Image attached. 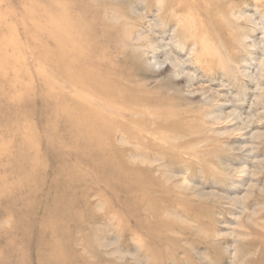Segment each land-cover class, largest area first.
Wrapping results in <instances>:
<instances>
[{"label":"rangeland","instance_id":"obj_1","mask_svg":"<svg viewBox=\"0 0 264 264\" xmlns=\"http://www.w3.org/2000/svg\"><path fill=\"white\" fill-rule=\"evenodd\" d=\"M0 264H264V0H0Z\"/></svg>","mask_w":264,"mask_h":264},{"label":"bare ground","instance_id":"obj_2","mask_svg":"<svg viewBox=\"0 0 264 264\" xmlns=\"http://www.w3.org/2000/svg\"><path fill=\"white\" fill-rule=\"evenodd\" d=\"M67 38H68L67 35L66 36L62 35L61 39L58 41L59 45H61L63 47L62 48L63 52L59 53V56H57L56 60L62 61V62H65V60H66V62L68 61V64H70V66H69L66 63L67 66L71 67V68L68 67L69 70H66L67 72H70V74L68 75L69 77L67 79V81L70 84L80 86V85L87 83V81H85V80L89 81L88 83L90 84V90L92 91V93L97 92L99 94V95H97V96H99V99H98L96 104H97V106L98 105L101 106L100 102L103 101V98L105 97V95L108 91V88L111 86V84H114L115 82L112 83L111 81L109 82L108 80L105 81L100 72H96V74H93L89 69H86L83 65H81V63H80L81 61L79 63H76L77 61H74L73 59L67 60L66 57L62 58V55H65V52H67V49L65 48V44H64V43H66L65 41H67ZM80 46H82V45H80ZM55 48H57V47H55ZM87 50L84 49L83 47H81L80 49H77V51L79 53H83V52L86 53L89 51V50L88 51ZM68 51H69L68 52L69 54H72L74 49L69 47ZM54 55H55V53H54ZM61 73H63V71H61ZM65 74H66V72H65ZM63 76H64V74H63ZM84 88H85V86H84ZM75 103L73 102L74 105H75ZM68 108H69L68 105H66L67 111L71 112L70 109H68ZM65 115H66V113H65ZM66 120H70L69 123L75 129L73 137L70 139V144L71 145L75 144V146H79L82 150H85L88 153L95 156L97 161L105 163L104 158L108 157L107 152H106L107 146L104 142H102V140H100L101 135L103 134V132H105V123H104L103 111L100 108L99 109L96 108L95 113L93 114L88 109H86V110L81 111L79 114H76L75 117L69 116ZM245 123H247V121ZM109 160H110V158H109ZM51 257L53 259H62L56 253L53 254V252L51 254Z\"/></svg>","mask_w":264,"mask_h":264}]
</instances>
